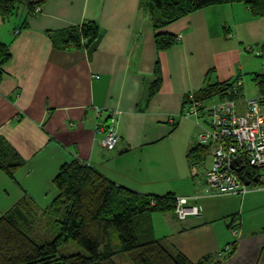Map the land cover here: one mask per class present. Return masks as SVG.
<instances>
[{
  "label": "crops",
  "instance_id": "1",
  "mask_svg": "<svg viewBox=\"0 0 264 264\" xmlns=\"http://www.w3.org/2000/svg\"><path fill=\"white\" fill-rule=\"evenodd\" d=\"M12 16L0 17V41L11 54L0 80V136L22 164L14 180L0 170V215L23 195L40 209L47 207L56 194L52 178L60 165L79 160L137 192L196 195L189 203L199 215L180 219L173 211L158 212L156 224V212L150 216L154 236L192 261L232 242V251L214 259L216 264H264V190L240 195L226 219L199 207L197 201L207 195L202 175L210 154L193 164L187 153L206 116L200 115L201 123L180 116L187 94L237 75L243 108L244 77L254 84L253 74L264 72V15H253L241 2L198 9L163 28L180 40L160 51L147 0H46L38 15L20 8ZM86 20L99 25L90 45H57V31ZM156 61L162 80L148 96ZM113 110L120 111V139L107 150L100 145L104 131L99 127ZM191 166L200 174L197 184ZM235 218L240 220L236 238L230 232Z\"/></svg>",
  "mask_w": 264,
  "mask_h": 264
},
{
  "label": "trees",
  "instance_id": "2",
  "mask_svg": "<svg viewBox=\"0 0 264 264\" xmlns=\"http://www.w3.org/2000/svg\"><path fill=\"white\" fill-rule=\"evenodd\" d=\"M45 2L0 0V17L8 19L20 8L33 15L35 8H42ZM229 2H241L253 15H264V0H147L157 50L168 49L180 40L176 34L163 30L165 26L198 9ZM98 34L97 22L86 20L57 31L56 42L62 48L69 44L87 47ZM10 56L7 44L0 42V80ZM238 78L239 75L235 79L207 84L193 96L208 99L218 95V99H236L243 94L242 82ZM161 80L160 66L156 61L148 96L159 89ZM253 81L259 92L256 97L264 105V72L253 74ZM205 154V147L197 146L187 153V158L196 164ZM21 164L14 150L0 136V170L14 180ZM243 169L252 184L258 182L257 178L253 181L256 174L264 173V166H244ZM52 185L56 194L47 207L40 209L31 196L23 195L0 215V264H116L112 257L118 252H124L132 264L211 262V255L194 262L154 236L150 216L153 212L173 211L176 195L170 192L151 195L116 185L79 160L61 164L52 178ZM41 214L46 215L47 227L53 224L57 227L51 240H39L35 235ZM68 241L80 245L86 253L58 252V247Z\"/></svg>",
  "mask_w": 264,
  "mask_h": 264
},
{
  "label": "built area",
  "instance_id": "3",
  "mask_svg": "<svg viewBox=\"0 0 264 264\" xmlns=\"http://www.w3.org/2000/svg\"><path fill=\"white\" fill-rule=\"evenodd\" d=\"M42 11L41 7H36L33 15ZM18 32L17 30L15 31ZM229 36V35H228ZM180 39V35H177ZM239 98L218 99L202 112L207 117L206 129L196 135V141L200 146L206 148L211 156V165L203 173V180L207 187V195L237 194L243 195L247 192L264 189V173L256 174L258 179L256 184L247 177L244 166L258 168L264 166V105L258 97H244L243 108H239ZM200 99L193 94L188 95L182 110V115L186 117H196L199 115V106H202ZM96 113L100 108H95ZM119 110H113L108 116L105 126L99 129L104 131L101 139L102 147L113 150L119 143V134L116 129V116ZM235 157L240 158L242 170L245 172L249 183L246 184L241 179L240 173L231 168V160ZM191 173L196 174L195 166H191ZM196 197L197 196H192ZM191 197L188 195H176L174 201V214L183 219L187 215H199L196 205H189ZM240 220L233 219L230 222V232L233 237L240 233ZM234 243H228L224 248L211 255L210 264L214 259H221L224 254L232 251Z\"/></svg>",
  "mask_w": 264,
  "mask_h": 264
},
{
  "label": "rangeland",
  "instance_id": "4",
  "mask_svg": "<svg viewBox=\"0 0 264 264\" xmlns=\"http://www.w3.org/2000/svg\"><path fill=\"white\" fill-rule=\"evenodd\" d=\"M156 13H157L156 10H154L155 16H156ZM14 17H15V15L12 16L10 19L9 18L8 19L9 20H12ZM8 19H5V21H7ZM245 50L249 51V48L246 46L245 47ZM244 79H245V81H244V88H245V91H246L245 95L247 97H249V98L255 97L256 89H255V86H254L253 82L251 81V79L249 77H244ZM204 100L205 99L200 98V101L203 104H202L201 107L199 106V108H198V110L200 111V112H198L199 113L198 116H196V117H193V116L192 117L183 116L182 113H181L182 110H183V108L181 109L180 116L183 117V118H185V119H190V120H194V121L197 120V121H199L201 123L202 122L201 119H198V118H200V115H202V116L205 115L202 112V110H204L205 107L209 106V104L205 103ZM206 121H207V119H206ZM206 126L207 125H205L203 128H201L200 130H198L196 132L195 138H194V141H193L195 143V147L200 146L198 144V142L196 141V135L198 133L204 131L206 129ZM100 145H101V140H100ZM195 147H193V148H195ZM206 154H207V150H206ZM210 163H211V156L210 155L209 156L207 155L206 156V159H205V163H204L205 164V167L208 168L210 166ZM193 175L195 176V183L197 184V180H198L200 174H193ZM261 190H264V189H261ZM203 195L206 196V197L202 198L200 201H197L198 206L199 207L200 206L201 207L204 206L209 211L212 210L213 212H215V210H217L218 212H221L220 215H218V216H219V218H223V219H226L227 217L229 218L228 211L231 210L235 205L238 206L240 204V200H241L240 199L241 198L240 195L232 196V195L222 194V195H213V196H210V195H206V193H203ZM189 196L191 198H196V197H192V196H196V195H189ZM251 196H249L248 198H250ZM256 198H259V197H257V194L255 196H253V198L251 199V202H254L256 200ZM260 199H264V198H260ZM248 202H250V200H246V203H248ZM188 204L191 205L189 203V201H188ZM216 213H214V214H216ZM153 214H157L158 215L157 218L156 217L155 218H152L154 224H156L158 222H161V220H160V217L161 216L160 215H162V214H160L158 212L153 213ZM53 225L47 227V224H46V215L41 214V216H40V223H39V225L35 229V235H36L37 239H39V240H46V241L47 240H51L54 237V235L56 234V228H57L56 225H54L55 227ZM157 226H160V225L157 224ZM58 252H60L62 254L75 253V252H80V253H84V254L86 253L85 250L80 245H78V244H76V243H74L72 241H68V242H65L62 245H60L58 247ZM112 258H113V261L116 264H132L131 261L129 260L128 256L124 252H118Z\"/></svg>",
  "mask_w": 264,
  "mask_h": 264
},
{
  "label": "water",
  "instance_id": "5",
  "mask_svg": "<svg viewBox=\"0 0 264 264\" xmlns=\"http://www.w3.org/2000/svg\"><path fill=\"white\" fill-rule=\"evenodd\" d=\"M230 164H231V168H232L234 171H236V172H238V173L241 172V170H242V165H241V162H240V158H239V157H235V158H233V159L231 160ZM240 177H241V179L244 181V183H246V184L249 183V180H248V179L246 178V176H245V172H242V173L240 174ZM255 178H256V177H254L253 179H255Z\"/></svg>",
  "mask_w": 264,
  "mask_h": 264
},
{
  "label": "clouds",
  "instance_id": "6",
  "mask_svg": "<svg viewBox=\"0 0 264 264\" xmlns=\"http://www.w3.org/2000/svg\"><path fill=\"white\" fill-rule=\"evenodd\" d=\"M255 177V176H254ZM256 179V178H255ZM255 179H253V181L255 180Z\"/></svg>",
  "mask_w": 264,
  "mask_h": 264
}]
</instances>
